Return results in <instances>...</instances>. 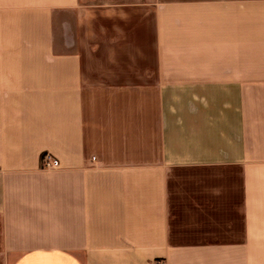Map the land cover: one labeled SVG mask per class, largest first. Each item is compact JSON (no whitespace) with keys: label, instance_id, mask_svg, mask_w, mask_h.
<instances>
[{"label":"crops","instance_id":"obj_1","mask_svg":"<svg viewBox=\"0 0 264 264\" xmlns=\"http://www.w3.org/2000/svg\"><path fill=\"white\" fill-rule=\"evenodd\" d=\"M0 264H264V0H0Z\"/></svg>","mask_w":264,"mask_h":264},{"label":"built area","instance_id":"obj_2","mask_svg":"<svg viewBox=\"0 0 264 264\" xmlns=\"http://www.w3.org/2000/svg\"><path fill=\"white\" fill-rule=\"evenodd\" d=\"M42 162V168L47 171H52L53 169H58L60 167V162L49 155L43 157Z\"/></svg>","mask_w":264,"mask_h":264}]
</instances>
